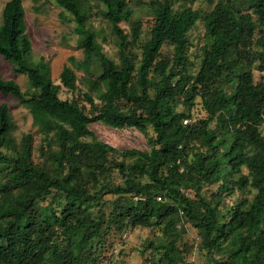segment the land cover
I'll list each match as a JSON object with an SVG mask.
<instances>
[{
  "label": "trees",
  "instance_id": "16d2710c",
  "mask_svg": "<svg viewBox=\"0 0 264 264\" xmlns=\"http://www.w3.org/2000/svg\"><path fill=\"white\" fill-rule=\"evenodd\" d=\"M56 1L74 15L84 54L70 58L61 85L30 60L23 0L3 10L0 54L29 88L0 74V93L25 106L45 138L35 161L33 136L18 141L0 106V264H124L113 259L114 238L137 227L154 233L151 264H193L179 245L184 223L198 230L207 264H264V75L254 74L264 73V0H212L206 10L151 0L147 21H132V0H96L119 62L103 52L89 5ZM198 22L205 43L193 60ZM77 71L88 90L63 99L62 88L79 89ZM97 122L149 134L150 150L100 141Z\"/></svg>",
  "mask_w": 264,
  "mask_h": 264
},
{
  "label": "rangeland",
  "instance_id": "374dc122",
  "mask_svg": "<svg viewBox=\"0 0 264 264\" xmlns=\"http://www.w3.org/2000/svg\"><path fill=\"white\" fill-rule=\"evenodd\" d=\"M9 0H0V25L3 22V10ZM89 5V22L99 31L98 40L103 46V52L112 60L119 62L117 39L112 34L107 22L103 18L104 6L96 0H83ZM212 0H198L194 7L206 10L210 7ZM88 2V3H87ZM151 0H132L131 9L134 11L132 21L138 19L147 21L152 16L150 11ZM216 2V1H215ZM23 6L26 13L27 30L32 40L33 51L30 60L35 64H44L48 66V73L52 81L61 85L60 75L66 65L70 64V58L75 57L78 60L84 58L81 47V35L77 31V23L74 15L59 5L56 0H23ZM123 26L127 31L130 29L128 22ZM147 25H145L142 39L147 36ZM259 36L261 33L258 34ZM189 54L191 59L196 60L201 55V49L205 43V26L203 22H198L197 27L190 33ZM141 42L133 49L132 57L135 64L141 60ZM169 49L164 50V53ZM258 66V64H257ZM79 76V89L72 93L64 88L61 90L63 99L77 97L80 91H87L83 72L77 71ZM101 68L96 65L94 74L98 76ZM0 74L9 80L18 82L23 91L29 88L28 77L24 74L17 73L14 66L5 61L0 54ZM255 80L258 82L264 73L258 67H254ZM78 97H83V94ZM7 104L13 116L15 123L14 135L18 141L31 134L33 136V156L35 161L41 160L40 148L44 143V134L33 124V117L30 111L18 100L10 95L0 93V106ZM197 116L205 117L203 111L197 112ZM91 130L95 136L105 143L112 145L120 150H150L151 143L149 134H146L136 128L118 129L107 126L103 123H92ZM149 133L152 134L151 130ZM264 133V127H263ZM216 187L212 188L216 190ZM207 197L211 196L210 189L203 191ZM186 230L183 234L179 245L186 250V258L193 264H207L205 252L199 249L201 237L199 232L189 224H182ZM160 234V232L158 233ZM154 238V233L150 228H131L121 237L114 238V261L121 260L124 264H151V258L155 255L153 249H146L149 241Z\"/></svg>",
  "mask_w": 264,
  "mask_h": 264
}]
</instances>
